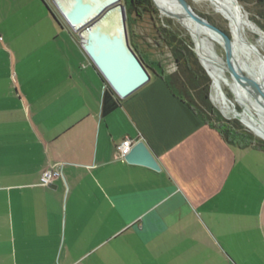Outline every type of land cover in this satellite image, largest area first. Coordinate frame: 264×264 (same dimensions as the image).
Listing matches in <instances>:
<instances>
[{
	"label": "crops",
	"instance_id": "crops-1",
	"mask_svg": "<svg viewBox=\"0 0 264 264\" xmlns=\"http://www.w3.org/2000/svg\"><path fill=\"white\" fill-rule=\"evenodd\" d=\"M106 86L39 0H0V264H231L264 215V152L227 144L159 77L103 115ZM126 138L160 170L120 160Z\"/></svg>",
	"mask_w": 264,
	"mask_h": 264
},
{
	"label": "water",
	"instance_id": "water-1",
	"mask_svg": "<svg viewBox=\"0 0 264 264\" xmlns=\"http://www.w3.org/2000/svg\"><path fill=\"white\" fill-rule=\"evenodd\" d=\"M173 1L182 10V14L162 11L153 0L161 15L175 19L178 22H181L183 18H187L197 26L210 30L216 36L224 52V59L218 64L219 68L232 80L251 87L264 98V85L236 65L230 34H227L213 23L198 15L188 0ZM228 1L240 13L244 12L248 24L254 25L260 33L264 34V31L249 19L247 12L238 0ZM50 2L64 24L77 36L79 46L87 59L119 99L127 98L149 82L151 74L143 66L129 45L126 12L124 5L121 4V0H50ZM115 8L119 11V25L117 30L113 32L101 27L97 23L106 12H110ZM192 42L194 53L207 76L211 79L212 86V78L201 62L193 39ZM245 44L261 62H264V57L255 45L250 42H245ZM209 98L211 99V94ZM232 117L238 120L248 131L252 132L241 121L239 113L233 111ZM252 133L257 136L254 132ZM261 139L264 141V138ZM125 161L131 165L143 166L155 171L160 170L156 158L141 140L131 147L129 154L125 157Z\"/></svg>",
	"mask_w": 264,
	"mask_h": 264
},
{
	"label": "trees",
	"instance_id": "trees-1",
	"mask_svg": "<svg viewBox=\"0 0 264 264\" xmlns=\"http://www.w3.org/2000/svg\"><path fill=\"white\" fill-rule=\"evenodd\" d=\"M238 1L240 4L252 1L264 9V0ZM123 4L129 45L148 72L161 78L172 96L192 110L202 122L217 131L227 144L238 149L252 148L264 152V142L258 141L238 120L225 119L213 107L209 98L211 79L200 65L189 35L173 27L171 19L161 17L152 0H123ZM145 18L151 22L153 34L152 44L143 46L136 28ZM258 18L262 21L249 14V19L264 31V14L260 13ZM222 30L229 34L225 29ZM147 46L154 47L157 51H167L172 59L174 71L165 74L162 63L147 52ZM206 70L211 76L210 71ZM226 95L231 99L228 93ZM117 105L118 100L107 85L102 100V114H109ZM237 111L240 112L238 108Z\"/></svg>",
	"mask_w": 264,
	"mask_h": 264
},
{
	"label": "bare ground",
	"instance_id": "bare-ground-1",
	"mask_svg": "<svg viewBox=\"0 0 264 264\" xmlns=\"http://www.w3.org/2000/svg\"><path fill=\"white\" fill-rule=\"evenodd\" d=\"M192 1L215 2L222 11L223 15L229 20V22L232 20V23L236 28L242 26L247 32L257 35L258 40L264 41V34L260 33L254 25L248 24L244 12L240 13L231 3H229L228 0ZM154 2L162 11L179 15L182 14V10L173 0H154ZM97 24L107 30L113 32L116 31L119 25L118 9L115 8L110 12H106L103 18L99 19ZM180 24L187 30L189 36H191L190 38L193 39L196 51L200 55L202 64L211 73L213 79L211 86L212 101L219 107L224 115H233V111L237 112L225 101L224 97L219 92V87H228L233 93V96L238 99L240 105L243 107V111L239 112V118L241 121L252 132L258 134L261 138H264V98L251 87L235 82L221 68H219L218 64L220 61L214 47L215 44L220 45V43L210 30L197 26L187 18H183ZM236 39L237 42L241 43L237 44L232 40L234 61L236 65H238L243 71H246L253 76L259 83L264 85V71L261 60L245 44V42L250 41L247 37H242L239 34H236ZM201 42L203 43L201 44ZM251 44L255 45L254 43ZM251 98L254 99V103L249 100Z\"/></svg>",
	"mask_w": 264,
	"mask_h": 264
},
{
	"label": "rangeland",
	"instance_id": "rangeland-1",
	"mask_svg": "<svg viewBox=\"0 0 264 264\" xmlns=\"http://www.w3.org/2000/svg\"><path fill=\"white\" fill-rule=\"evenodd\" d=\"M39 1L42 3L44 12L49 15L50 19L54 18L55 20L60 21L61 23H64L63 20L61 19V17L59 16V14L56 12V10L53 7L50 0H39ZM188 1L191 4L194 11L198 15L205 18L209 22L215 24L220 29H225L230 34L231 39L233 41H235V43L241 44V43L237 42L236 34H239L242 37H247L251 43L255 44L256 48L259 50L261 55L264 57V41L258 40L257 35L252 34L250 32H247L246 29L242 26L236 28L233 25L232 20H231V22H229V20L223 15L222 11L216 5L215 2H210V1L193 2L192 0H188ZM152 2H153V0H152ZM121 4H123V0H121ZM153 4H154V2H153ZM241 6L247 12L248 17L250 14L251 16H255L257 20L262 21L260 18H258V15H260V13L264 14V9L258 7L252 1H249V3L241 4ZM160 16L163 18L171 19V18L166 17V16L161 15V14H160ZM171 21H172L173 27H175L176 29H178L180 31H183L184 34L189 35L187 30L180 24V22H178L175 19H171ZM136 33L140 37V41H141L143 46L152 44V40H151L152 38L151 37H152L153 31H152V27H151V22L147 18H145L141 23L138 24V26L136 28ZM202 43L203 42H201V44ZM214 48H215V52L218 56V59L221 63L224 59V52H223L222 48L220 47V45H218V44H215ZM147 52L149 54H151L154 59H156L157 61H160L162 63V67L165 71V74H170L174 71L175 68H173L174 65H173L172 59H171V57L167 51L161 52V51H157V49H155L154 47H148L147 46ZM261 63H262L263 71H264V62H261ZM150 74L152 75V73H150ZM219 92L224 97L225 101L233 109H235L237 111V108H238L240 110V112L243 111V107L240 105L238 99H236L233 96V93L229 90L228 87H225V88L219 87ZM227 93L231 96V99H229L227 97V95H226ZM210 94H212L211 91H210ZM249 100H251L254 103V99L251 98ZM210 102L212 103L213 107L221 114L222 117H224L227 120L233 119L232 114L224 115L222 113V111L219 109V107L213 101H211V99H210ZM237 113H239V112L237 111ZM248 132L251 133L258 141L264 142L261 138L258 137L259 136L258 134H257V136H255L252 132H250V131H248ZM260 155L262 157H264L263 154H260ZM257 186H258V184L256 183V181H253V180H251V182L247 183V188H249V191H252L253 193L256 192ZM255 207H256V202L254 199L251 202V208L254 209ZM261 221H264V215H262V219H261V214H259L257 217V221H256L258 226L260 225ZM233 223H234V220L231 219V225ZM258 226H257V229L255 231H253V233L250 235V239H251L250 245H247L246 243L244 245L243 244L244 242H241L243 245H240L241 243H239V241H240L239 238L234 237L232 239L234 241H231V264H264V249L258 250L261 247L260 246V244H261L260 239L261 238H260Z\"/></svg>",
	"mask_w": 264,
	"mask_h": 264
},
{
	"label": "built area",
	"instance_id": "built-area-1",
	"mask_svg": "<svg viewBox=\"0 0 264 264\" xmlns=\"http://www.w3.org/2000/svg\"><path fill=\"white\" fill-rule=\"evenodd\" d=\"M136 142H133L132 140L128 138L124 139L119 145L116 146L117 157L120 160L125 161V157L129 154L131 147ZM59 177H60V172L58 170H56L54 167L49 168L42 173L41 178H40V184L42 186H49Z\"/></svg>",
	"mask_w": 264,
	"mask_h": 264
}]
</instances>
